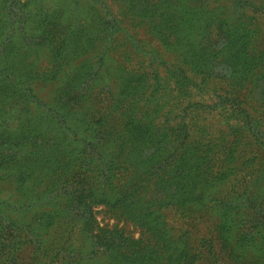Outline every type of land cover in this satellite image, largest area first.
<instances>
[{
  "label": "trees",
  "instance_id": "obj_1",
  "mask_svg": "<svg viewBox=\"0 0 264 264\" xmlns=\"http://www.w3.org/2000/svg\"><path fill=\"white\" fill-rule=\"evenodd\" d=\"M33 1L0 0V171L26 188L30 185L31 191L33 180L62 174V181L48 187L37 200H30L35 205L55 209L47 212L48 223L28 226L18 219L9 223L0 221V264H20L18 254L26 246L33 248L34 261L48 260L44 231L50 221L54 225L73 224L75 228L82 225L81 234L91 247L89 256L99 259L103 254L108 258L107 264H180L182 250L163 215L151 212L150 200L142 207V199H134L133 187L129 190L128 185L138 174L141 177L151 174L144 187H151L152 178L153 190H161L162 194L151 193L150 199L170 197L177 192L176 201L170 198L165 205L179 210V205L191 204L185 198L187 189L181 180L190 172L187 152L178 161L173 160L177 165H169L170 177L163 172L168 160L173 155L176 157L177 145L183 139L180 132L193 130L191 114L207 109L206 112L221 116L220 120L224 121L221 124L229 130L238 128L246 132L257 128H254L256 120L239 98V91L246 88L250 93L257 87L264 90V45L257 51L252 23L256 16L264 20V0H202L219 14L200 28L198 48L204 51L209 48L212 44L202 42L217 32L226 55L223 62L226 74L222 78L232 90L216 96L210 104L192 98L205 92V81L194 77V72L202 67L203 52L195 49L196 42L190 40L191 25L187 24L192 20V7L179 8L176 0H128L122 10L123 19H119L109 6L115 0H51L53 7L62 4L55 7V13L66 19L81 13V5L91 3L86 20L93 14L96 27L68 30L66 43L56 51L62 59L60 68L48 73L19 65L23 50L18 47L44 43L53 20L58 18L53 13L50 19L37 20L35 10L30 9ZM125 18L136 20L137 24L147 23L149 31L168 47L165 49L178 54V62L170 64L160 59L157 67L153 63L146 68L118 66L116 86L112 88L107 83L113 59L110 44L116 41L117 34L128 35V29L122 26ZM77 20L80 22L81 17ZM99 44L102 46L97 52L95 47ZM136 52L144 63L145 52L140 46ZM206 74L208 78L213 76ZM70 77L76 81L71 89L75 91L72 106L61 92ZM53 82L60 85L53 99L46 103L36 87ZM91 104L97 107L90 110ZM41 106L45 111L36 115ZM17 107L22 113L17 127H12L14 122L4 117ZM26 110L28 115L24 114ZM117 117L118 121L113 122ZM237 119L239 122L243 119L241 125L230 123ZM169 134L170 140L159 145ZM129 170L130 182L123 186L120 197L112 198L123 173ZM94 184L99 185L97 190ZM172 189L176 192L172 193ZM101 206L119 211L123 219L137 225L142 232L140 238L121 230L100 228L95 218ZM58 210L63 212V219L52 215ZM219 229L225 239L233 226L224 220ZM244 233L248 235L247 230ZM221 246L232 258L234 247L229 240H224ZM60 253L56 252V260L46 264H63L71 258L61 259Z\"/></svg>",
  "mask_w": 264,
  "mask_h": 264
},
{
  "label": "rangeland",
  "instance_id": "obj_2",
  "mask_svg": "<svg viewBox=\"0 0 264 264\" xmlns=\"http://www.w3.org/2000/svg\"><path fill=\"white\" fill-rule=\"evenodd\" d=\"M126 1L128 0L110 2L109 6H111L112 13L119 19H123L122 10L127 4ZM49 2L51 0H35L30 4V9L36 12L37 20L43 21V19L52 18L56 11L55 7L60 8L62 6L60 4L58 7V4L57 6L55 4L53 7V4ZM176 4L180 6L179 8H184V6L193 8L192 20L187 24V26L191 25L192 37L190 40L193 43L196 42L197 48L195 49L203 52L202 67L194 72V77L200 81L202 79L205 81V92L204 94L196 93L192 98L196 102L210 104L216 96H223L225 93L232 92L230 90L231 85L228 86L222 78L226 74V68L223 66L226 55L223 53L224 48H221L222 43L218 41L217 32L214 31L202 42L203 45L205 43L212 44L209 48H205V51L203 48H198L197 42L198 36L201 35L200 28L206 22L217 18L219 12L206 7L202 0H176ZM91 5V3L81 5L82 12L70 16L67 18L68 20L63 17L60 18L55 13L58 18L53 20L51 32L47 35L44 43L39 42L38 45L34 44L30 47H18L19 50H23L19 65L31 66L34 70L48 73L53 70L58 71L62 59L61 55L56 54V51L58 48H62V44L66 43L67 31H74V28L84 26L91 29L96 27L95 21L92 20L93 14L90 19L86 20ZM78 17H81L80 22L77 20ZM252 23L254 24L253 29L256 31L255 37L259 46L256 48L258 51L262 49L260 48L261 45H264V20L260 16H256ZM80 24H82L81 27ZM122 26L128 29V35L120 36L117 34L115 36L116 41L110 44V48L113 50V59L110 61L112 70L107 77V83L112 88L116 86L115 70L118 66L125 65V67L130 66L132 68L142 66L146 68L153 63L157 67L160 59L170 64L178 62V54L172 50H166L165 48L168 47L159 37L149 31L147 23L137 24L136 20L133 22L130 18H125ZM101 46V44L96 45L97 52ZM138 46L146 54L144 63H142L141 56L137 55ZM69 60L67 59V61ZM207 72L213 76L208 78ZM60 76L63 79L61 73ZM75 84V79L70 77L65 90L61 91L66 100L69 99L71 106L75 104L73 99L75 91L71 90ZM59 85L55 82L51 84L40 83L36 87V91L39 97L47 103L53 99ZM98 90L96 91L100 96ZM239 98L245 102V108L256 120L254 127H257L256 131L246 130L244 132L238 128L229 130L227 126L221 124V116L210 114L206 112L209 110L205 109L191 114L192 132L186 133V130L180 132L183 139L177 145L176 157L173 155L168 160L166 171L163 173L170 177L168 174L170 172L169 165H173V167L177 165L173 163V160L178 161L181 155L187 152L186 163L190 172L183 175L181 180L187 189L185 198L191 204L182 207L179 205V210L165 205L171 199L176 201L174 198L177 195L175 189H172L171 192L176 193L170 197L162 195L150 199L151 193L162 194L161 190H153L152 178L149 181V183L152 182L151 187H149L150 185L148 188L144 187L151 174H145L142 177L138 174L135 180L128 185L129 190L133 187L134 199H142V207L144 204H149L150 200L151 212L156 215H163L164 222L171 230L175 240L179 242L178 246L182 250L183 259H181L180 264H216V259H218L217 264H264V143L262 144L264 142V90L257 87L251 89L249 93L245 88L239 91ZM96 107L97 105L92 106L91 104L90 110H94ZM44 111L45 109L41 106L36 115H41ZM21 113L22 109L14 108L6 113L4 119L14 122L12 127H17V120ZM24 114L28 115L27 110ZM117 121L118 117L113 120V122ZM242 121L243 119L241 122L238 119L236 121L230 120V123L237 126L238 124L241 125ZM222 122L224 123V121ZM94 128L98 127L94 125ZM169 136L170 134L159 145L168 142ZM161 138L162 136L156 139L155 144H158ZM121 172L123 173V171ZM61 176L62 174H58L52 176L53 178H41L37 182L33 180L34 190L31 191L30 185L26 188L25 185H21L14 178L0 171V221L7 220L9 223V220L18 219L27 223L28 226L45 224L48 219L47 212L55 209L46 205H35L30 200H37V197L41 196L48 187L59 184L62 181ZM131 177L130 170L123 173L121 181L116 185L118 187L114 189L112 198L120 197L123 186L130 182ZM121 184L123 185L121 186ZM161 186L163 185L161 184ZM141 187H144L143 190L140 189ZM98 188L99 185L94 184V189L97 190ZM179 200L184 199L180 198ZM55 214L59 219H63L62 211L58 210L52 215ZM95 219L100 228L121 230L126 235L136 239L140 238L142 234L139 227L123 219L119 211L104 206L98 208ZM224 220L233 226L232 231L225 239L219 229L221 221ZM72 225L61 222L54 225L50 221L46 231H44V237L48 240V260L34 261L33 248L26 246L18 254L19 263L46 264L54 259L56 252H61L59 258L71 257L63 264H107L108 258L103 254L99 259H93L89 256L91 247L81 234L82 225L78 228ZM245 230H247L248 235L244 233ZM227 239L234 247L232 258L229 256V252L221 250L222 242ZM214 254L217 258L213 256ZM71 259H74V262H70Z\"/></svg>",
  "mask_w": 264,
  "mask_h": 264
}]
</instances>
